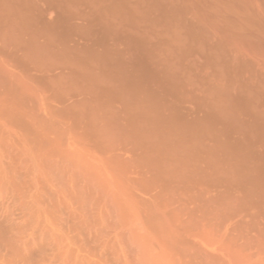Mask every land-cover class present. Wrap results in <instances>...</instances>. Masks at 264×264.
Here are the masks:
<instances>
[{"label": "bare ground", "instance_id": "1", "mask_svg": "<svg viewBox=\"0 0 264 264\" xmlns=\"http://www.w3.org/2000/svg\"><path fill=\"white\" fill-rule=\"evenodd\" d=\"M0 264H264V0H0Z\"/></svg>", "mask_w": 264, "mask_h": 264}]
</instances>
